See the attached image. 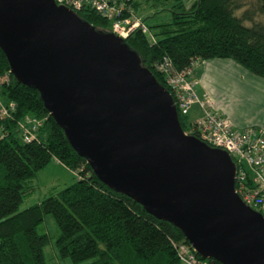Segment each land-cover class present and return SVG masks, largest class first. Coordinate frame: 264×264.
Listing matches in <instances>:
<instances>
[{"label": "water", "instance_id": "obj_1", "mask_svg": "<svg viewBox=\"0 0 264 264\" xmlns=\"http://www.w3.org/2000/svg\"><path fill=\"white\" fill-rule=\"evenodd\" d=\"M127 39L54 0H0V50L96 178L177 228L202 260L264 264V216L226 151L187 135Z\"/></svg>", "mask_w": 264, "mask_h": 264}, {"label": "trees", "instance_id": "obj_2", "mask_svg": "<svg viewBox=\"0 0 264 264\" xmlns=\"http://www.w3.org/2000/svg\"><path fill=\"white\" fill-rule=\"evenodd\" d=\"M147 5L169 12L170 20L148 27L153 40L135 31L126 44L140 58L141 67L169 92L157 69L165 57L179 73L195 60L227 59L264 79V0H196L191 4L186 0H138L134 12ZM76 14L101 32L112 31L110 22L90 8ZM8 71L0 50V75ZM1 96L15 104L16 111L12 119L0 120V264H47L44 250L50 237L39 233L47 215L58 228L55 247L59 257L74 264L180 263L175 245H189L182 233L104 186L86 159L71 148L36 90L18 84L12 76ZM26 118L43 120L37 139L30 143L23 141L17 126ZM178 120L185 132L191 121L180 112ZM52 159L74 173L75 182L20 210L32 191L31 180ZM245 187H255L251 175Z\"/></svg>", "mask_w": 264, "mask_h": 264}, {"label": "built area", "instance_id": "obj_3", "mask_svg": "<svg viewBox=\"0 0 264 264\" xmlns=\"http://www.w3.org/2000/svg\"><path fill=\"white\" fill-rule=\"evenodd\" d=\"M57 6L67 7L74 13L84 8L92 9L97 15L110 22L112 32L128 39L135 31L148 35L152 40L150 30L144 22L137 18L134 4L138 0H54ZM199 60L192 61L189 68L182 73L176 71L170 60L165 57L157 65L158 72L164 78L166 88L170 90L175 108L183 116H188L190 109L197 106L201 116L187 126L185 133L196 135L201 142L209 147L229 153L236 166L235 185L236 194L240 196L246 206L257 212H264V128L250 127L245 130H235L231 122L221 118L213 109V100L208 95L198 96L191 76L199 67ZM10 71L0 75V120L12 119L16 106L12 102L6 103L1 96L2 88L11 82ZM42 119L26 118L17 123L22 139L25 143L35 141L37 130L42 125ZM255 185L246 189L247 177ZM179 260L184 264H211L202 260L197 252L187 244H176Z\"/></svg>", "mask_w": 264, "mask_h": 264}, {"label": "crops", "instance_id": "obj_4", "mask_svg": "<svg viewBox=\"0 0 264 264\" xmlns=\"http://www.w3.org/2000/svg\"><path fill=\"white\" fill-rule=\"evenodd\" d=\"M191 80L196 94L199 97L208 95L217 115L228 119L234 129L264 128V79L250 74L232 60L214 59L200 62ZM193 108L198 109L197 106ZM262 172L264 177V167Z\"/></svg>", "mask_w": 264, "mask_h": 264}, {"label": "rangeland", "instance_id": "obj_5", "mask_svg": "<svg viewBox=\"0 0 264 264\" xmlns=\"http://www.w3.org/2000/svg\"><path fill=\"white\" fill-rule=\"evenodd\" d=\"M186 2L191 4L196 2V0H186ZM161 11L162 9L160 7H151L150 5L141 6V10L136 16L141 22H144L147 27L153 28L156 25L170 20V13ZM153 36L154 35H152V37ZM251 114L254 117L257 116L255 112H251ZM199 115L200 111L193 108L187 116V119L188 121L194 120L199 117ZM74 180L75 175H73L71 171L67 170L61 163H58V161L52 159L49 164L44 169L40 170L31 180L32 191H30L29 196L23 199L20 210L28 209L30 206L38 204L41 200L61 191V189L71 186L75 182ZM39 233H45L50 237V243L44 250L47 264H74L69 259H61L58 255L57 248L55 247V241L58 237V228L52 216H45L44 221L41 223ZM180 263L182 262L180 261Z\"/></svg>", "mask_w": 264, "mask_h": 264}]
</instances>
